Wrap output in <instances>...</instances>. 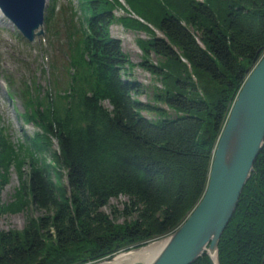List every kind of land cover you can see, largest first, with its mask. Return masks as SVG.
Instances as JSON below:
<instances>
[{"label":"trees","instance_id":"1","mask_svg":"<svg viewBox=\"0 0 264 264\" xmlns=\"http://www.w3.org/2000/svg\"><path fill=\"white\" fill-rule=\"evenodd\" d=\"M125 2L141 19L117 18L116 6L125 10L120 0H79L81 14L70 2L58 13L53 2L46 85L35 74L17 81L6 74L9 94L24 99L23 119L40 130L33 141H58L54 158L67 182L58 187L53 167L35 157L20 191L43 215L21 232L0 229V264L103 260L174 231L207 190L223 128L264 48V0ZM114 21L150 35L138 40L139 64L163 84L155 103L140 99L145 89L111 35ZM24 144L13 141L0 115V188L13 162L21 170ZM119 196L127 200L112 206V216L103 208ZM219 260L264 264V146L220 238ZM192 264H210L209 256Z\"/></svg>","mask_w":264,"mask_h":264},{"label":"water","instance_id":"2","mask_svg":"<svg viewBox=\"0 0 264 264\" xmlns=\"http://www.w3.org/2000/svg\"><path fill=\"white\" fill-rule=\"evenodd\" d=\"M45 5L46 0H0L2 12L29 41L44 33L36 30L44 23ZM260 53L247 70V78L217 143L203 198L185 221L163 239L166 242L162 251L149 264H192L204 253L209 256L210 264H220V238L264 146V48Z\"/></svg>","mask_w":264,"mask_h":264},{"label":"rangeland","instance_id":"3","mask_svg":"<svg viewBox=\"0 0 264 264\" xmlns=\"http://www.w3.org/2000/svg\"><path fill=\"white\" fill-rule=\"evenodd\" d=\"M55 1H58L56 5V11L57 8L61 6V9L58 13L62 11V7H64V5L70 2L74 3L75 9L79 14H81V10L79 9V0ZM120 1L125 6L123 8H125L127 12L124 9L116 6L114 14L117 18L126 15L140 18L136 13L127 7L128 5L125 0ZM51 3L52 0H47L46 13L48 8L51 6ZM58 25L59 31L65 27L63 20H61ZM155 30L160 36L163 35L158 29L155 28ZM110 32L113 37L121 40L124 52L128 54L132 63L134 64L133 67H131V77L140 81L145 89V93L140 95V99L145 102L152 101L155 103L156 101L154 100V94L159 88H163V84L159 78L152 75L148 70L144 69L139 64L143 57V49L139 45L138 40H148L150 37L149 33L145 30H136L125 27L120 21H114L110 27ZM19 33L20 32L17 30V28L14 27L6 18L2 17L0 12V115L4 124L9 127V133L13 141L17 143L18 140H20L23 142V144L26 143V145L29 146L27 150L23 151V154L25 153L26 157L24 159V163L21 166V170L19 169L17 162H13L8 170V182H6V184L0 188V203L2 207V211L0 212V229L3 231L21 232L27 225L30 218H38L43 215V212L37 209V207L34 205L32 199L30 198L26 200L20 191L23 180H28V177L31 174L35 157H37L40 163L42 162V165L46 163L47 165H51V167H53L51 171V177L58 187L64 186V184L67 182V178L60 176L59 170L64 172V169L57 165L54 158L55 153L59 151L58 141L54 138L53 143L44 142L42 140L38 143H35L33 141V137H35V135L40 130L35 126V124L29 123L23 119L21 113L25 111L24 99H22L18 94H9L11 90L8 91V80L6 74L10 75L11 77L15 76V78H13L16 79V81L19 79L26 80V77H30L31 74H35L37 81L43 86L46 85L48 73H50L49 70L51 57L53 56V50L49 43V36L44 33V35L41 37H37L34 43L30 44L27 43ZM150 59L154 63L158 62V58L153 53L150 55ZM42 92L44 93V90H42ZM159 105L164 106V104L161 103H159ZM144 114L151 119L158 117V115L154 112L144 111ZM26 145L24 144L23 147ZM126 200V196L112 198L110 200V204L105 206L103 209L112 215V206L122 209L123 203ZM124 220V216L119 218V221L121 222ZM172 232L158 239L150 240L144 245L148 246L152 241L156 242L163 240ZM126 250L127 249H121L119 252L115 253L113 257L118 254H126L122 253V251L125 252ZM137 251H132V253ZM103 260L89 263H100L103 262ZM133 264H145V262L140 261Z\"/></svg>","mask_w":264,"mask_h":264},{"label":"bare ground","instance_id":"4","mask_svg":"<svg viewBox=\"0 0 264 264\" xmlns=\"http://www.w3.org/2000/svg\"><path fill=\"white\" fill-rule=\"evenodd\" d=\"M165 242L166 240L152 242L150 245L141 250H138L137 252L118 254L111 260H106L95 264H133L140 261L149 264L162 251Z\"/></svg>","mask_w":264,"mask_h":264}]
</instances>
